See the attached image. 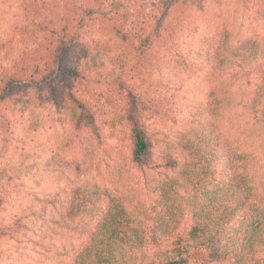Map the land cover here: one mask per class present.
<instances>
[{
  "label": "trees",
  "instance_id": "1",
  "mask_svg": "<svg viewBox=\"0 0 264 264\" xmlns=\"http://www.w3.org/2000/svg\"><path fill=\"white\" fill-rule=\"evenodd\" d=\"M88 80L108 83L145 180L147 237L106 231L111 192L81 176L75 145L112 132ZM164 108L175 129L145 122ZM50 125L72 153L43 143ZM0 128V254L15 262L264 264V0H0Z\"/></svg>",
  "mask_w": 264,
  "mask_h": 264
},
{
  "label": "rangeland",
  "instance_id": "2",
  "mask_svg": "<svg viewBox=\"0 0 264 264\" xmlns=\"http://www.w3.org/2000/svg\"><path fill=\"white\" fill-rule=\"evenodd\" d=\"M108 83L97 82L94 80H88L84 84V91L88 92V97L92 99L95 103H99L100 106L103 104L105 110L109 112L106 114V120L112 121L110 125L111 131H109L107 138H102L101 140L96 139L93 136H83L75 149H73L77 155L78 160L81 162V176L86 180L93 181L99 185H104L112 195V212L111 219L107 222L105 226L106 231L111 229L123 228L129 231L131 234L143 235L147 237L146 228L143 225L150 223L147 217V189L145 180L140 173V171L133 165V162L129 158V153L127 150L128 139L124 128L121 129L118 124H116L117 118L115 112L111 110L109 105L105 104L106 100V90L108 88ZM134 89L139 90V87H134ZM152 98L158 99L159 97L154 95ZM175 98H180L174 96ZM172 99V100H171ZM168 100L174 101V98L169 97ZM166 101V100H165ZM154 102L150 106H153ZM165 107V106H163ZM27 112L34 115V112L38 110L36 105L32 104ZM165 109V108H164ZM152 110L147 111L144 114L145 122L150 127L164 128L166 130H172L179 126L182 120L179 108L175 110H167V108L161 112L160 115L153 116ZM30 115L26 116L27 120H30ZM57 128V122L52 121L50 123ZM45 131V138L43 143L45 145H50L55 148L57 144H54L55 140L58 142L59 146L65 151V154L72 153V146H67L64 142V138L60 135L58 129L51 128ZM5 128H0V139L6 138L3 135ZM58 137V138H57ZM35 141V140H34ZM44 184L47 189L57 188L58 186H63L65 179L58 176L55 173L42 172ZM88 180V181H89ZM57 186V187H56ZM157 210L160 215L167 217L174 214L176 208L171 202L168 205L161 207L157 206ZM136 229V230H134ZM10 249V248H9ZM10 250L1 251L0 262L1 264H34L33 259L52 258V255L48 253L47 255H40L39 253L31 254L24 257L23 255H17L16 262L12 259L14 254L9 255ZM32 252V251H31ZM202 257L201 253H196L192 256L189 264H195L197 260ZM33 258V259H32Z\"/></svg>",
  "mask_w": 264,
  "mask_h": 264
}]
</instances>
